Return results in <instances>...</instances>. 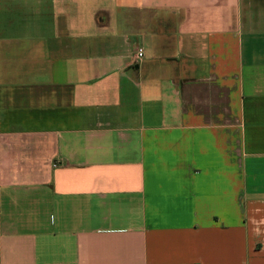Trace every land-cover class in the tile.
Returning <instances> with one entry per match:
<instances>
[{
    "label": "crops",
    "instance_id": "1",
    "mask_svg": "<svg viewBox=\"0 0 264 264\" xmlns=\"http://www.w3.org/2000/svg\"><path fill=\"white\" fill-rule=\"evenodd\" d=\"M0 264H264V0H0Z\"/></svg>",
    "mask_w": 264,
    "mask_h": 264
},
{
    "label": "built area",
    "instance_id": "2",
    "mask_svg": "<svg viewBox=\"0 0 264 264\" xmlns=\"http://www.w3.org/2000/svg\"><path fill=\"white\" fill-rule=\"evenodd\" d=\"M145 55V51H144V48L143 47H138L137 50H136V54H135V57L137 59H142Z\"/></svg>",
    "mask_w": 264,
    "mask_h": 264
}]
</instances>
